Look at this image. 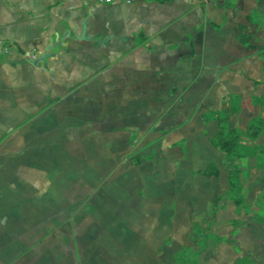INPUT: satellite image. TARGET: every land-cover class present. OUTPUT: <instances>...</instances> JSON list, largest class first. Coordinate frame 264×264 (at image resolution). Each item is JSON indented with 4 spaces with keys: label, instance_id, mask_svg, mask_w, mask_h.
Returning a JSON list of instances; mask_svg holds the SVG:
<instances>
[{
    "label": "crops",
    "instance_id": "crops-1",
    "mask_svg": "<svg viewBox=\"0 0 264 264\" xmlns=\"http://www.w3.org/2000/svg\"><path fill=\"white\" fill-rule=\"evenodd\" d=\"M257 117L264 0H0V264H174V217L228 189L218 119ZM240 143L247 207L227 197L215 224L264 210V159Z\"/></svg>",
    "mask_w": 264,
    "mask_h": 264
},
{
    "label": "rangeland",
    "instance_id": "rangeland-1",
    "mask_svg": "<svg viewBox=\"0 0 264 264\" xmlns=\"http://www.w3.org/2000/svg\"><path fill=\"white\" fill-rule=\"evenodd\" d=\"M179 205L178 199L174 203V208L178 209ZM262 207L260 203L255 202L247 210L237 211L236 215L227 211L209 231L210 241L207 252L193 259L191 264H217L218 260H224L228 256L231 247L236 248L237 259L244 258L246 264H264V231L250 229L253 226L251 221L253 215L264 217ZM208 215L209 213H204L196 217L190 213L189 217L183 220L174 217V224L176 223L178 229L174 230L171 241H177L178 245L194 246L198 239L194 224H203V220Z\"/></svg>",
    "mask_w": 264,
    "mask_h": 264
},
{
    "label": "trees",
    "instance_id": "trees-1",
    "mask_svg": "<svg viewBox=\"0 0 264 264\" xmlns=\"http://www.w3.org/2000/svg\"><path fill=\"white\" fill-rule=\"evenodd\" d=\"M240 41L245 45H249V37L246 35H243ZM221 122L222 120L218 119V131L212 139V145L222 155V164L228 173V189L224 194L215 198L210 207V214L203 220V224H194L198 239L195 241L194 246L183 247L174 254V264H191L193 259L200 257L209 249V231L216 223L218 212L225 207L227 197L232 199L234 205L238 209H244L247 207L243 197L244 188L240 179V173L235 163L236 159L243 157L244 150L240 143V139L243 135L253 139L256 154L264 159V145L257 144L259 137L264 134L263 118L257 117L250 120L246 131L241 129L226 130L221 126ZM201 174L208 178H212L217 177L219 172L216 167H212L208 171L201 172ZM239 263L241 262H238V264Z\"/></svg>",
    "mask_w": 264,
    "mask_h": 264
},
{
    "label": "built area",
    "instance_id": "built-area-1",
    "mask_svg": "<svg viewBox=\"0 0 264 264\" xmlns=\"http://www.w3.org/2000/svg\"><path fill=\"white\" fill-rule=\"evenodd\" d=\"M101 2H103V0H100ZM105 2H107V3H111L112 2V0H104Z\"/></svg>",
    "mask_w": 264,
    "mask_h": 264
}]
</instances>
